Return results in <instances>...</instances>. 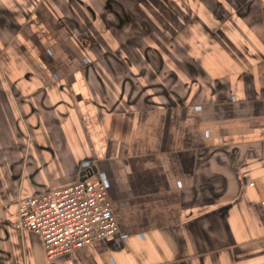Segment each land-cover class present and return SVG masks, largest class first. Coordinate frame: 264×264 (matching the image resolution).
<instances>
[{"label": "crops", "instance_id": "1", "mask_svg": "<svg viewBox=\"0 0 264 264\" xmlns=\"http://www.w3.org/2000/svg\"><path fill=\"white\" fill-rule=\"evenodd\" d=\"M173 1L186 49H129L165 0H0V264H48L18 201L90 169L119 230L73 264H264V0Z\"/></svg>", "mask_w": 264, "mask_h": 264}, {"label": "built area", "instance_id": "2", "mask_svg": "<svg viewBox=\"0 0 264 264\" xmlns=\"http://www.w3.org/2000/svg\"><path fill=\"white\" fill-rule=\"evenodd\" d=\"M107 188L105 179L90 169L73 185L21 198L17 226L42 238L48 264H73L70 256L77 248L119 230Z\"/></svg>", "mask_w": 264, "mask_h": 264}, {"label": "rangeland", "instance_id": "3", "mask_svg": "<svg viewBox=\"0 0 264 264\" xmlns=\"http://www.w3.org/2000/svg\"><path fill=\"white\" fill-rule=\"evenodd\" d=\"M209 1L212 3L214 0H209ZM171 2H174V1L173 0H165V3H164L165 8L163 10L147 9L144 11H135V14H136L135 17L137 19H139V20L141 19V21H143L144 24L142 23L143 24L142 28H144L143 30H146L147 33H144V31L143 32L141 31V33L136 32V33H139L137 39H135V41L132 40L131 41L132 43L130 41L127 42V44H129L131 46V47H129V49L135 50L136 49L135 45L139 46L140 40H143V42H144V40L145 41L148 40L149 42L147 41V43L146 42L145 43L147 44L148 48H151L150 44L151 45L155 44L154 42H156L155 41L156 36H157V34L159 35V32L161 33L162 30L165 33L164 34L165 37H164V41H163L164 49H170V50L175 49V50H177L179 48L180 49H183V48L186 49L187 48L186 43H184V42L182 43L179 41H173V39L176 38L177 36L184 37V38L187 37L188 32L184 31L185 26L182 24H184L185 22H187L189 20H192L194 17L192 15H190L191 11L166 8L167 7L166 5H168V4L172 5ZM166 3H168V4H166ZM124 13H126V12L121 11L122 16H124ZM127 16L128 15H126V17ZM116 17H119V15L117 14V11H116ZM161 17L163 18V21H164L163 24L161 22ZM161 24H162V26H161ZM144 34L146 35V37ZM174 36H176V37H174ZM116 44H118V43H116ZM158 45H159V43H158ZM164 76H165L164 77L165 81H168V79H170L172 77L166 71H165Z\"/></svg>", "mask_w": 264, "mask_h": 264}]
</instances>
